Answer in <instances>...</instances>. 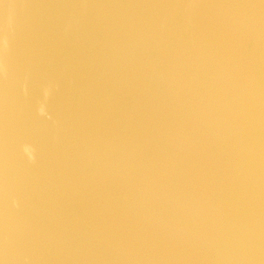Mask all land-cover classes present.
I'll return each mask as SVG.
<instances>
[{"label": "water", "instance_id": "water-1", "mask_svg": "<svg viewBox=\"0 0 264 264\" xmlns=\"http://www.w3.org/2000/svg\"><path fill=\"white\" fill-rule=\"evenodd\" d=\"M0 264H264V0H0Z\"/></svg>", "mask_w": 264, "mask_h": 264}]
</instances>
